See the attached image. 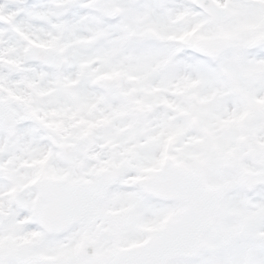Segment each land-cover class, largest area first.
Here are the masks:
<instances>
[{
  "label": "snow or ice",
  "instance_id": "snow-or-ice-1",
  "mask_svg": "<svg viewBox=\"0 0 264 264\" xmlns=\"http://www.w3.org/2000/svg\"><path fill=\"white\" fill-rule=\"evenodd\" d=\"M0 264H264V0H0Z\"/></svg>",
  "mask_w": 264,
  "mask_h": 264
}]
</instances>
